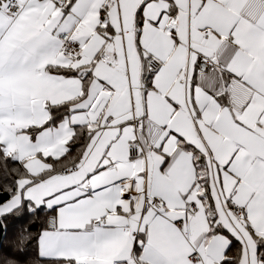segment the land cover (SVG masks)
<instances>
[{
  "label": "snow or ice",
  "instance_id": "snow-or-ice-1",
  "mask_svg": "<svg viewBox=\"0 0 264 264\" xmlns=\"http://www.w3.org/2000/svg\"><path fill=\"white\" fill-rule=\"evenodd\" d=\"M0 264H264V0H0Z\"/></svg>",
  "mask_w": 264,
  "mask_h": 264
}]
</instances>
